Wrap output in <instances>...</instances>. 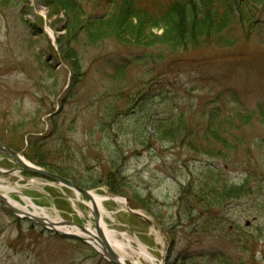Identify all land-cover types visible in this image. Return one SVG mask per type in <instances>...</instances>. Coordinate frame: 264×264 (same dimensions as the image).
I'll return each instance as SVG.
<instances>
[{
  "label": "rangeland",
  "instance_id": "rangeland-1",
  "mask_svg": "<svg viewBox=\"0 0 264 264\" xmlns=\"http://www.w3.org/2000/svg\"><path fill=\"white\" fill-rule=\"evenodd\" d=\"M78 1L75 16L65 0H0V141L34 165L68 171L95 194L124 198L103 202L106 227L155 257L126 247L120 253L128 264H218V253L222 264H264L263 116L234 122L229 138L237 148L214 156L155 130L171 114L196 123L215 108L228 118L264 105V2L254 29L236 25L231 41L185 49L162 38L164 21L143 23L138 45L123 43L131 38L120 33L118 41L109 1ZM76 17L75 24L97 25L103 40L75 34L77 27L72 34ZM209 170L230 185L249 176L252 188L211 214L189 213L183 188ZM0 185L30 214L34 205L52 219L95 228L87 197L24 171L1 151ZM0 264L112 263L0 202Z\"/></svg>",
  "mask_w": 264,
  "mask_h": 264
},
{
  "label": "trees",
  "instance_id": "trees-1",
  "mask_svg": "<svg viewBox=\"0 0 264 264\" xmlns=\"http://www.w3.org/2000/svg\"><path fill=\"white\" fill-rule=\"evenodd\" d=\"M112 10L110 11V21L112 23L109 31L114 33V38L118 41L119 33L131 38L123 43L138 45V36L144 24H156L164 21L163 39H171V42L179 48L198 47L202 45L221 44L225 40L231 41L230 32L236 30L239 25L243 28L254 29L258 4L264 0H108ZM101 2V1H98ZM69 8H72L77 16L78 0H65ZM112 13V14H111ZM104 18H107L103 16ZM133 19L141 23L140 26L133 22ZM76 17L71 22L72 34L86 31L90 36H94V41L99 43L103 39L95 34L96 28L89 24H75ZM237 28H236V27ZM245 30V29H244ZM245 30V31H247ZM108 37V36H106ZM152 45V43H150ZM149 45V47H150ZM205 45V46H207ZM145 46V45H143ZM148 47V46H147ZM256 114H261L264 118V105L261 104L256 110L249 111L245 115L239 112L237 117L223 118L221 111L217 108L211 111V115L205 119L206 114L200 117L198 122H189L185 114H171L170 117L163 118L157 124L156 134L161 138L170 141H181L189 146L195 153H205L214 156L219 152L232 151L237 148L238 139L230 140L229 135L234 133L231 129L234 122L243 121L245 118H253ZM257 115V116H258ZM194 124L195 127H190ZM206 126L202 129L203 126ZM229 125V126H227ZM219 143V145H217ZM8 144V143H7ZM14 148L13 145H10ZM236 147V148H235ZM17 150L16 148H14ZM19 151V150H18ZM23 152V151H22ZM38 165H47L42 160H38ZM62 176L75 178L68 171L58 170ZM208 171V170H207ZM206 171V172H207ZM252 176V175H250ZM223 173L218 174L215 170H209L202 178L193 179L183 188L184 196L182 203L186 206V211L203 214H211L209 209L223 207L232 198H241L247 195L252 188L251 178L248 176L242 184H228ZM80 183V186H84ZM116 191H119L116 189ZM220 208V209H221ZM203 209L207 213L203 212ZM217 217L216 215L214 216ZM218 264H222L223 255L218 253ZM228 264V263H227ZM230 264V262H229Z\"/></svg>",
  "mask_w": 264,
  "mask_h": 264
},
{
  "label": "water",
  "instance_id": "water-1",
  "mask_svg": "<svg viewBox=\"0 0 264 264\" xmlns=\"http://www.w3.org/2000/svg\"><path fill=\"white\" fill-rule=\"evenodd\" d=\"M0 151L7 154L8 156H11L13 158H15L17 160V162L19 163V165L21 166V168L29 173L32 174H39L43 177L49 178L54 180L57 184L66 186V187H70L72 189H74L79 195H83L85 197H87L88 199L91 200L92 202V215L94 217L95 220V230L96 233L95 234H91L93 236L89 237V238H93L94 240H97L98 245H99V249L97 247H95L96 245H94L93 241L89 240L87 237L84 236H80L77 235L75 233H71V232H66V231H61L58 228L55 227V225L48 219L42 218L40 216H36L35 214H30L28 212H25V216L27 218L33 219L35 221H37L38 223H40L42 226L50 229V230H54V231H59L61 234L63 235H68L70 237H74L80 240L85 241L86 243L90 244L91 246L95 247L97 250H99V252L102 253V255L112 264H124L120 258V256L116 253V251L112 248L110 242L108 241V239L106 238L103 228H102V215L100 212V209L98 207V205L95 203L94 199H93V193L86 189L83 188L81 186H79L78 184H76L72 179L64 177L60 174L54 173L52 171L46 170L45 168L36 166L32 163H30L27 160H24L25 158L18 152H16L15 150H13L12 148H10L8 145L4 144L2 141H0ZM24 158V159H23ZM0 200L10 209H12L14 212H20L19 209H17L16 207H14L6 198L5 195L0 193ZM141 216H143L146 220H148V218L145 215L140 214ZM149 221V220H148ZM63 225H69V226H78L76 223H74L73 221H63L62 222ZM61 224V225H62ZM84 230H86L87 228L84 226H78Z\"/></svg>",
  "mask_w": 264,
  "mask_h": 264
},
{
  "label": "bare ground",
  "instance_id": "bare-ground-1",
  "mask_svg": "<svg viewBox=\"0 0 264 264\" xmlns=\"http://www.w3.org/2000/svg\"><path fill=\"white\" fill-rule=\"evenodd\" d=\"M24 159V158H23ZM26 160V159H24ZM0 188L5 190V191H8L9 189H11L10 187H6V186H2L0 185ZM13 190V189H12ZM93 193V199L95 201V203L98 205V207L100 208L101 212H102V209H103V202L105 200H108L110 198H113L117 201H120V202H124V198H121V197H107V196H101V195H98V194H95L94 192ZM5 195L8 197V199H10V201L13 203L14 206L21 208L20 204L18 202H15V200L9 195V193H5ZM90 207L92 206V202L91 200H89V204H88ZM33 208L35 210L34 214H36V216H42V217H45L47 219H50L52 220V222L54 221L56 223V225H58V227H60L59 229H62L63 231H66V232H71V233H75L77 235H80V236H84V237H87L89 240L93 241L94 245H96V247L100 248L99 245H98V242L97 240H94L93 238H89L93 235L91 234H95L96 233V230L95 228H92V227H86L87 229L84 230L78 226H67V225H60V222H62V220H58V219H52L50 214L45 210V209H40L41 211H39V209L37 207H35L33 205ZM27 211L28 208H23ZM42 213V214H41ZM102 228H103V231H104V234L106 236V238L108 239V241L110 242L112 248L116 251V253L120 256L122 262L124 264H128L127 261H126V258L124 257V255H122L120 253V251H124L126 250V247H131V248H134L137 252H139V254L141 256H144L146 257L147 259L151 260L152 262H155V257L150 254V252L143 246H141V248H135L131 243H123L121 242L120 240H118L116 237H115V234L113 231L109 230L106 225H105V221H104V218H103V221H102ZM134 264H143L139 259H135V262Z\"/></svg>",
  "mask_w": 264,
  "mask_h": 264
}]
</instances>
